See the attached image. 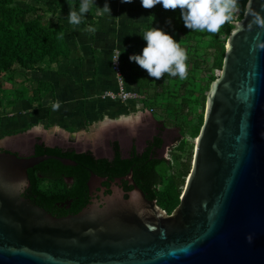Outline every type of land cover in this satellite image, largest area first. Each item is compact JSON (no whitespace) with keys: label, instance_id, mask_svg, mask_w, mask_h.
<instances>
[{"label":"water","instance_id":"95a60500","mask_svg":"<svg viewBox=\"0 0 264 264\" xmlns=\"http://www.w3.org/2000/svg\"><path fill=\"white\" fill-rule=\"evenodd\" d=\"M264 0H247L205 96L190 170L167 214L141 191L51 216L21 195L46 156L0 138V264H264ZM63 164L71 165L63 160Z\"/></svg>","mask_w":264,"mask_h":264},{"label":"crops","instance_id":"0c3cea01","mask_svg":"<svg viewBox=\"0 0 264 264\" xmlns=\"http://www.w3.org/2000/svg\"><path fill=\"white\" fill-rule=\"evenodd\" d=\"M36 1L52 9L57 17L64 18L66 30L63 38L68 56L47 70L30 71L32 81L49 83L52 91L40 95L37 101L25 96L10 105L9 113L0 118V132L7 128L18 131L36 125L42 130L47 127L51 133L64 139L78 140L82 136L94 137L107 126L118 123L125 117L122 114L124 108L135 112L134 102L124 104L105 97L108 90H117L110 64L114 51L118 50L123 59L126 85L135 89V61L130 55L137 53L135 48H141L145 42L136 32L152 25L146 22V12H156L155 6L146 8L141 0H109L111 14L101 15L94 7L80 25H72L68 20L72 0L64 5ZM96 3L103 7L105 0H96ZM57 11L63 14L58 15ZM57 102L59 107H54ZM87 131L91 135L86 134Z\"/></svg>","mask_w":264,"mask_h":264},{"label":"flooded vegetation","instance_id":"af4514ba","mask_svg":"<svg viewBox=\"0 0 264 264\" xmlns=\"http://www.w3.org/2000/svg\"><path fill=\"white\" fill-rule=\"evenodd\" d=\"M18 132L27 133L28 129ZM55 136L45 140L43 136L29 133L32 144L29 149L17 144L8 146L10 150L21 151L22 155L49 157L29 169L33 180L28 178L29 183L21 196L31 205L53 217L62 218L74 215L89 205L106 207L114 193H121L122 198L127 200L132 192L141 191L144 202L155 201L167 214L172 211L163 208L162 200L158 197V193L164 189H161L160 182L154 184L152 180L139 178L135 173L147 170L154 164L156 169L162 163L169 162L171 154L181 142V135L154 114L138 118L135 115L125 116L118 123L101 130L100 136L93 139ZM0 151H4V148H0ZM79 156H87L93 163H82L77 159ZM59 159L71 165L63 164ZM122 170L126 172L121 173ZM79 178H82L81 182ZM34 185L40 194L46 196V202L37 203L33 194Z\"/></svg>","mask_w":264,"mask_h":264},{"label":"rangeland","instance_id":"374dc122","mask_svg":"<svg viewBox=\"0 0 264 264\" xmlns=\"http://www.w3.org/2000/svg\"><path fill=\"white\" fill-rule=\"evenodd\" d=\"M36 3L39 4V6H44L41 7L44 9H42L44 12L36 13L34 14V17L42 15V22H48L52 27H59L60 20L57 19L58 17L54 14L52 9V14L49 15L46 10L50 8L43 3L36 0H15V4L20 6L21 9H25L30 6V4L33 5ZM54 8L58 9L57 6H54ZM57 13L58 15L63 14L58 11ZM146 13H148L146 22L149 25L152 24L153 26L161 27L163 29L171 26H183L185 29L192 30L185 26L178 7L176 9H166L162 6L156 8V12L150 11ZM243 13L244 12L241 11L240 7H238L234 13L232 21L230 22L239 21L242 18ZM230 22L225 23L220 31L212 34L226 42L230 31ZM195 31L200 33H210L200 30ZM170 34H172L178 41L180 40L181 45L188 51L187 63L189 64V69L187 77L183 79L178 75L171 77L168 73H165V75L160 78L152 77L147 72V69L142 68L138 62L135 61V85L140 95L145 97V100L141 101V111H136V108L135 112H130L127 108H124L122 111L123 116L131 117L132 114L135 113V117L138 118L141 115L150 114L148 109L152 107L153 103L155 105V110L151 114H154L157 119L163 121L175 132H178L181 135V142H186L184 151L180 154V159L178 161L170 160L167 163H162L156 168V171L160 176L159 185L161 189L166 186L170 176L173 174L175 175L178 172L180 166L179 163L185 162L188 164L189 160L191 162L190 157H192L193 154L197 126L200 118L203 117L205 96L211 80L213 81L217 76L215 74L213 75V71H220L219 68L213 66L216 53L209 45V36H194L187 40L183 39V37L175 31ZM146 43L147 41L143 43L141 48H135V51L137 53L142 52ZM48 68L49 66L40 65L38 69L35 70H24L13 64L9 69L0 73V118L5 117L9 113V109L12 108L10 105L14 104L16 101L24 99L25 96L33 100V98L36 99V97L38 98L40 95L49 94L52 91V87L49 83H40V81H32L31 79L32 75L30 71L47 70ZM153 84H155V87H149V85L153 86ZM137 113L138 115H136ZM44 129L45 130H42L35 125L34 127L28 128V132L43 136L45 140H50L51 138L56 137L54 133L50 132V129L47 127ZM18 131L17 129L7 128L6 131L0 132V138L9 135L5 132L18 133ZM86 134L91 135L89 131H87ZM100 134L101 131H99L94 137L82 136L78 140H85L88 138L93 139L100 136ZM185 180L186 178L184 181Z\"/></svg>","mask_w":264,"mask_h":264},{"label":"trees","instance_id":"16d2710c","mask_svg":"<svg viewBox=\"0 0 264 264\" xmlns=\"http://www.w3.org/2000/svg\"><path fill=\"white\" fill-rule=\"evenodd\" d=\"M47 1H49L51 4L58 3L60 5H64L69 0ZM80 2L81 0H72L73 6L77 8L79 7ZM246 2L247 0H239V7L242 12H244ZM41 7V5L39 6V4L36 3L33 5L30 4V6L25 9H21L20 6L15 4V0H0V73L9 69L13 64L24 70H35L38 69L40 65L50 66L52 64H57L63 59L67 58L68 49L63 38L64 32L66 30L65 26L63 25L64 18L58 17L57 19L60 20L59 27H52L48 22H42V15L34 17V14L36 13L44 12L42 11L43 8ZM158 7H162V5H155V11ZM178 9L181 12L179 7ZM51 11V9L46 10L49 15L52 14ZM229 27L231 29L232 25L230 24ZM165 30L169 33L175 31L177 34L182 36L183 39L187 40L194 36H209V45L216 53L213 66L221 69L225 50V40H220L212 33H200L195 30L185 29L183 26H171ZM37 99L39 100L40 97H36V99L33 98V101H37ZM202 118L203 117H201L199 120L196 135L198 134L200 125L202 123ZM185 145V141L181 142L171 154L170 160L178 161L180 159V154H182L184 151ZM190 158L192 159V157ZM77 159L85 164L89 162L93 163L92 160L87 156H79ZM179 164L180 166L178 172L175 175L173 174L170 176V179L164 189L158 193V197L162 200V206L167 211H171L179 203V196L185 183L184 179L187 177L190 170L191 162L189 160L188 164L185 162ZM154 167L155 164L147 170L138 172L136 171V176L139 178L142 177L147 181L152 180L154 184L159 183L160 176ZM125 172L126 170L121 171V173ZM28 178L31 181L33 180L32 173L29 170ZM81 180L82 178H79V182H81ZM36 188L37 186L34 185L33 194L36 195L37 203L42 204L46 202V196L40 194ZM155 194L156 193L153 194L154 197H156Z\"/></svg>","mask_w":264,"mask_h":264},{"label":"clouds","instance_id":"9594fccd","mask_svg":"<svg viewBox=\"0 0 264 264\" xmlns=\"http://www.w3.org/2000/svg\"><path fill=\"white\" fill-rule=\"evenodd\" d=\"M131 2V0H123ZM146 8L161 4L164 8L181 9V16L185 26L192 30L215 33L221 30L225 23L232 21L235 11L239 7V0H141ZM99 14H111L109 0H105L103 7L97 5L96 0H81L79 7L72 6L68 13L69 23L80 25L86 14L93 8ZM257 23L264 25V18L257 17ZM91 30H95L88 26ZM139 33L147 41L142 52L130 55V59L147 69L150 76L160 78L168 73L169 76H179L181 79L188 75V51L174 38L172 34L161 27L150 26ZM54 107H59L57 102Z\"/></svg>","mask_w":264,"mask_h":264},{"label":"built area","instance_id":"2783aa9c","mask_svg":"<svg viewBox=\"0 0 264 264\" xmlns=\"http://www.w3.org/2000/svg\"><path fill=\"white\" fill-rule=\"evenodd\" d=\"M110 68L115 77L116 91L108 90L105 93V97L108 99L118 100L121 103L134 102L136 106V111H141V101L145 100L143 95H140L138 89L128 88L125 82L124 69H123V59L118 50H115L111 59ZM215 71V70H214ZM213 71V74L218 75V71ZM155 87V84L153 86ZM142 94V93H141ZM139 99V101H138ZM141 99V100H140ZM155 105L152 103V107L148 109L150 113L154 112Z\"/></svg>","mask_w":264,"mask_h":264},{"label":"bare ground","instance_id":"6f19581e","mask_svg":"<svg viewBox=\"0 0 264 264\" xmlns=\"http://www.w3.org/2000/svg\"><path fill=\"white\" fill-rule=\"evenodd\" d=\"M114 110H115V109H114ZM114 110H113V111H114ZM122 110H124V109H122Z\"/></svg>","mask_w":264,"mask_h":264}]
</instances>
